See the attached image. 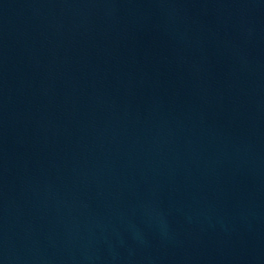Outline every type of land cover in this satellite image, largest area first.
Returning <instances> with one entry per match:
<instances>
[{
	"label": "water",
	"instance_id": "95a60500",
	"mask_svg": "<svg viewBox=\"0 0 264 264\" xmlns=\"http://www.w3.org/2000/svg\"><path fill=\"white\" fill-rule=\"evenodd\" d=\"M0 264H264V0H0Z\"/></svg>",
	"mask_w": 264,
	"mask_h": 264
}]
</instances>
